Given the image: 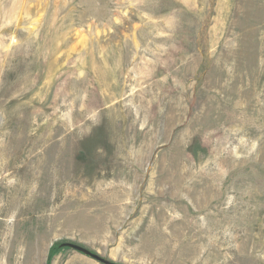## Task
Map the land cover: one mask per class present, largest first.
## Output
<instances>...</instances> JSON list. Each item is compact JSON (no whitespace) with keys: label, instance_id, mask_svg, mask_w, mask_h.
Wrapping results in <instances>:
<instances>
[{"label":"rangeland","instance_id":"rangeland-1","mask_svg":"<svg viewBox=\"0 0 264 264\" xmlns=\"http://www.w3.org/2000/svg\"><path fill=\"white\" fill-rule=\"evenodd\" d=\"M264 264V0H0V264Z\"/></svg>","mask_w":264,"mask_h":264},{"label":"water","instance_id":"water-1","mask_svg":"<svg viewBox=\"0 0 264 264\" xmlns=\"http://www.w3.org/2000/svg\"><path fill=\"white\" fill-rule=\"evenodd\" d=\"M61 247H66V248L72 249L74 251H77L81 254H85V255L91 257L92 259H95L101 263L104 262V259L100 258L98 255L96 256L95 254L90 253L88 250H86L83 247H80L79 245H76L73 243H62Z\"/></svg>","mask_w":264,"mask_h":264},{"label":"trees","instance_id":"trees-1","mask_svg":"<svg viewBox=\"0 0 264 264\" xmlns=\"http://www.w3.org/2000/svg\"><path fill=\"white\" fill-rule=\"evenodd\" d=\"M61 245H62L61 243H55L54 245H52L50 247L48 257L46 260V264H50L51 259L63 249V247H61ZM90 253H92V252H90ZM92 254H94V253H92ZM110 264H112V263H110Z\"/></svg>","mask_w":264,"mask_h":264}]
</instances>
